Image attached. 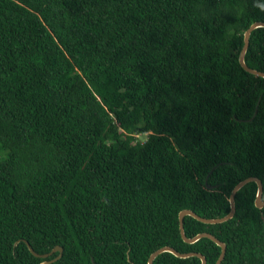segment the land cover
I'll return each instance as SVG.
<instances>
[{"label": "trees", "instance_id": "trees-1", "mask_svg": "<svg viewBox=\"0 0 264 264\" xmlns=\"http://www.w3.org/2000/svg\"><path fill=\"white\" fill-rule=\"evenodd\" d=\"M264 0H0V264H148L185 243L178 215L264 200V78L239 64ZM246 65L264 73V28ZM146 135L144 142L137 136ZM256 183L232 219L184 233L264 264ZM153 264H201L162 253Z\"/></svg>", "mask_w": 264, "mask_h": 264}, {"label": "water", "instance_id": "water-1", "mask_svg": "<svg viewBox=\"0 0 264 264\" xmlns=\"http://www.w3.org/2000/svg\"><path fill=\"white\" fill-rule=\"evenodd\" d=\"M258 28H264V22H256L254 24H252L247 30L246 32L244 33V38H243V47L241 49V52L239 54V64L240 66L249 74L251 75H254V76H257V77H261V78H264V73L263 72H259V71H256V70H253L251 68H249L246 63H245V54L248 50V47H249V39H250V34L252 33L253 30L255 29H258ZM256 183L257 185V194H256V199H255V206L259 209L263 208L264 207V200H262V193H263V186H262V183L259 179L257 178H247L243 181H241L240 183H238L232 190L231 194H230V198H229V202H230V212L228 215H226L225 217L223 218H216V219H205V218H202L200 216H198L197 214L191 212L190 210H183L179 213L178 215V219H179V232H180V236L182 238V240L187 243V244H193L197 241H199L200 239H203V238H207L209 239L210 241L214 242L217 246L220 247L221 249V253H220V256L216 262V264H221L222 260L224 259V255H225V251H226V246L224 243H222L221 241H219L217 238H215L213 235L211 234H208V233H201V234H198L196 235L195 237L193 238H187L185 236V233H184V226H183V221H184V218L186 216H190L192 218H194L195 220L203 223V224H207V225H216V224H221V223H224L230 219L233 218L234 214H235V195L236 193L241 189L243 188L246 184L248 183ZM26 245L28 246L30 252L32 254H34L35 256L37 257H40V258H47L49 256H51L53 253H59L58 256L49 261V262H43L41 264H50V263H53L55 261H57L61 255H62V248L60 247H56L55 249L52 250L51 253L47 254V255H38L37 253H35L33 251V249L29 246L28 243H26ZM162 253H170L172 255H174L175 257L177 258H180V259H186V258H191V257H197L200 261H201V264H207L205 258L201 255V254H198V253H179L177 252L176 250H174L173 248H170V247H163V248H160L158 249L157 251H155L154 253H152L148 259V264H153L154 260L156 259V257H158L159 255H161Z\"/></svg>", "mask_w": 264, "mask_h": 264}, {"label": "rangeland", "instance_id": "rangeland-1", "mask_svg": "<svg viewBox=\"0 0 264 264\" xmlns=\"http://www.w3.org/2000/svg\"><path fill=\"white\" fill-rule=\"evenodd\" d=\"M137 138H138L140 141L144 142V141L146 140V135H139V136H137Z\"/></svg>", "mask_w": 264, "mask_h": 264}]
</instances>
